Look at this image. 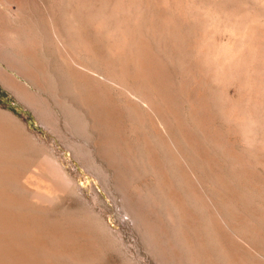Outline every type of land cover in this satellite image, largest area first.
<instances>
[{"label": "rangeland", "instance_id": "374dc122", "mask_svg": "<svg viewBox=\"0 0 264 264\" xmlns=\"http://www.w3.org/2000/svg\"><path fill=\"white\" fill-rule=\"evenodd\" d=\"M0 135V264H264V0H0Z\"/></svg>", "mask_w": 264, "mask_h": 264}, {"label": "bare ground", "instance_id": "6f19581e", "mask_svg": "<svg viewBox=\"0 0 264 264\" xmlns=\"http://www.w3.org/2000/svg\"><path fill=\"white\" fill-rule=\"evenodd\" d=\"M60 37V36H59ZM3 132V131H2ZM1 136V135H0ZM2 137V136H1ZM12 138H10V140H11ZM14 139V138H13ZM15 140V139H14Z\"/></svg>", "mask_w": 264, "mask_h": 264}]
</instances>
